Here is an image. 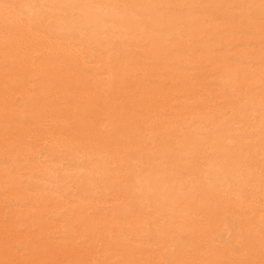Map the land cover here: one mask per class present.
Instances as JSON below:
<instances>
[{
	"label": "bare ground",
	"instance_id": "1",
	"mask_svg": "<svg viewBox=\"0 0 264 264\" xmlns=\"http://www.w3.org/2000/svg\"><path fill=\"white\" fill-rule=\"evenodd\" d=\"M11 71L0 264H264V0H0Z\"/></svg>",
	"mask_w": 264,
	"mask_h": 264
},
{
	"label": "rangeland",
	"instance_id": "2",
	"mask_svg": "<svg viewBox=\"0 0 264 264\" xmlns=\"http://www.w3.org/2000/svg\"><path fill=\"white\" fill-rule=\"evenodd\" d=\"M25 73V76H24V73ZM22 73H23V75H22V73H21V75H20V73H14V71H11V72H5V73H0V80H2L3 78V80L0 82V87H3V85H4V87L3 88H7V89H10V91H13L15 94H21V93H24V90H25V88L30 84V82H29V80L31 79L30 78V76L31 75H29V74H27L26 73V71H23ZM8 73H11V74H8ZM19 74V75H18ZM27 74V75H26ZM17 76V77H16ZM29 76V77H28ZM28 78H30V79H28ZM64 78V80L63 79H61V80H63L64 82H66V83H64L63 82V84L62 85H64V84H69L68 82V79H69V77H66V75L63 77ZM5 79H7V81L5 80ZM12 79V80H11ZM13 79H14V81H13ZM21 79V80H20ZM67 79V80H66ZM15 80H16V82H15ZM17 80H18V82H17ZM20 80V81H19ZM55 80H58V79H55ZM6 81V82H5ZM21 81H23V83L21 82ZM54 80H51V82H53ZM11 82H13L12 84H11ZM28 82V83H27ZM46 82H49L50 83V80H47ZM70 82H71V80H70ZM18 83V84H17ZM7 86H6V85ZM16 84V85H15ZM24 85V87H21V86H23ZM10 86V87H9ZM18 87V88H17ZM20 87V88H19ZM13 88H15L16 90H14ZM24 88V89H23ZM12 89V90H11ZM258 90H260L259 88L258 89H256V91L254 90V92L255 93H258ZM18 91V92H17ZM21 91V92H20ZM230 159H233V160H235L234 158H230ZM238 167V166H237ZM237 241H239L240 242V239H236ZM236 240H233V242L232 241H230V240H226L227 242H225L226 244L225 245H229L230 247H232V250H233V245L234 244H232V243H235V242H237ZM229 241V242H228ZM231 245H230V244ZM238 243V242H237ZM239 244H241V243H239Z\"/></svg>",
	"mask_w": 264,
	"mask_h": 264
}]
</instances>
